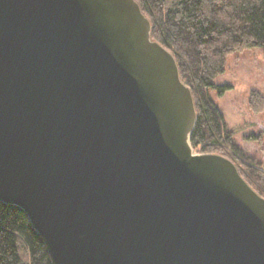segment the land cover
Segmentation results:
<instances>
[{
    "label": "water",
    "instance_id": "95a60500",
    "mask_svg": "<svg viewBox=\"0 0 264 264\" xmlns=\"http://www.w3.org/2000/svg\"><path fill=\"white\" fill-rule=\"evenodd\" d=\"M197 119L138 0H0V200L53 264H264V196Z\"/></svg>",
    "mask_w": 264,
    "mask_h": 264
},
{
    "label": "trees",
    "instance_id": "16d2710c",
    "mask_svg": "<svg viewBox=\"0 0 264 264\" xmlns=\"http://www.w3.org/2000/svg\"><path fill=\"white\" fill-rule=\"evenodd\" d=\"M152 22V36L170 49L182 80L193 92L198 113L191 143L199 153L231 159L244 178L264 196V165L236 145L223 113L211 97L230 87L216 85L230 53L264 48V0H138ZM262 98L263 100H260ZM250 106L264 108L254 93ZM262 104V106H261ZM0 264H53L46 244L28 215L0 200Z\"/></svg>",
    "mask_w": 264,
    "mask_h": 264
},
{
    "label": "rangeland",
    "instance_id": "374dc122",
    "mask_svg": "<svg viewBox=\"0 0 264 264\" xmlns=\"http://www.w3.org/2000/svg\"><path fill=\"white\" fill-rule=\"evenodd\" d=\"M213 81L230 86L223 95L216 89H211L210 94L233 132L234 142L264 165V108L249 104L255 92L264 98V48L255 46L230 53L224 72Z\"/></svg>",
    "mask_w": 264,
    "mask_h": 264
}]
</instances>
